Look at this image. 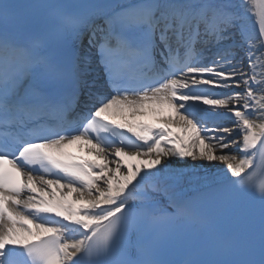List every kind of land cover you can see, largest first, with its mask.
<instances>
[{"label": "bare ground", "instance_id": "1", "mask_svg": "<svg viewBox=\"0 0 264 264\" xmlns=\"http://www.w3.org/2000/svg\"><path fill=\"white\" fill-rule=\"evenodd\" d=\"M159 3V17L164 13L165 17L169 9L180 8L215 32L227 27L222 30L226 39L214 44L213 39L206 59L174 79L178 89L117 98L100 107L102 115L123 128L137 131L144 140L152 138L150 128H165V134L146 148H101L82 136L49 143L47 147L57 157L90 160L98 168L80 171L88 182L86 186L26 175L33 188L20 194L19 201L39 206L44 213L31 217L8 202L9 209L19 213L27 225L0 218V250L59 229L65 236L64 261L70 264L84 244V230L108 213L129 203L171 208L200 190L239 175L253 162V147L264 129V47L257 30L253 0H161ZM229 47L232 51L221 56ZM220 48L219 57L212 64L207 63ZM85 56L91 55L81 46L77 73L86 88L101 78L97 66L85 60ZM242 66L243 77L247 76L248 80L239 84L237 70ZM224 82L226 88H222ZM185 88H191L195 95L185 93ZM223 90H233L231 98L236 100L228 107L224 98L229 96ZM217 95L222 97H213ZM195 132L202 139L211 134L214 138L218 136L216 145L227 141L228 151L214 149L212 157H221L220 160L210 161L205 156L194 162L196 153L191 138ZM205 143L199 144L201 152L209 147ZM222 157L229 158L222 160ZM101 210H105L104 214ZM41 215L58 221L44 223L39 220Z\"/></svg>", "mask_w": 264, "mask_h": 264}, {"label": "rangeland", "instance_id": "2", "mask_svg": "<svg viewBox=\"0 0 264 264\" xmlns=\"http://www.w3.org/2000/svg\"><path fill=\"white\" fill-rule=\"evenodd\" d=\"M232 54H234V53H232ZM229 60L231 61L232 59H229ZM244 72H245V68L243 66L238 68V70H237V75H239L240 77H238L236 79H237L239 84H243L244 82H247V80H248L247 76L243 77V73ZM223 85L224 86L222 88H226L225 86H227V84L225 82L223 83ZM223 91H226V90H223ZM232 91L233 90L226 91L224 93L226 96H229V97H225V98L223 97L224 98V104L226 103L227 107L229 105H232V103L236 101L235 98H231V97H234V96H231V95H233ZM229 93H231V94H229ZM211 95H213V94H211ZM221 95H223V94H221ZM221 95H217V96H213V97H219L220 98V97H222ZM231 107H233V106H231ZM192 134H193L192 138H191V140H192V148L195 150V153H196V155L194 157V162L197 161L199 158L203 159V157H205V156L209 157L208 160H210V161L220 160L221 157L219 159L218 158L216 159V158L212 157V155L214 154L213 151L216 152L214 149L219 150L221 148H224L225 152L228 151V149H227V147L225 145V143H227V141H225V143L224 142H219L217 145L215 144L219 140V139H217L218 136H216V138H214V135L211 134L208 137H206L205 139H202L201 137H199V133L195 132V134L194 133H192ZM203 141L206 142L207 144L206 143L205 144L209 145V147L207 146V151L203 150L201 152V149H200L201 147H200L199 144L201 142H203ZM222 158H223L222 160H225V159H228L229 157H222Z\"/></svg>", "mask_w": 264, "mask_h": 264}]
</instances>
